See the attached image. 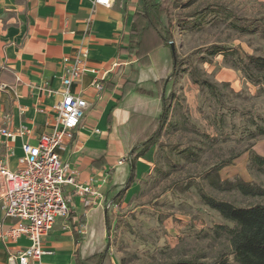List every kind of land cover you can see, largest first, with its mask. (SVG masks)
Masks as SVG:
<instances>
[{"label":"crops","instance_id":"crops-1","mask_svg":"<svg viewBox=\"0 0 264 264\" xmlns=\"http://www.w3.org/2000/svg\"><path fill=\"white\" fill-rule=\"evenodd\" d=\"M137 5L138 0H113L109 7L96 0H0V82L5 86L0 89V129L17 132L26 126L30 130L13 143V154L0 136V162L16 170L22 146H35L42 135L55 131L57 114L51 108L62 98L64 59L87 51V64L105 74L104 89L96 88V75L90 73L72 84L71 92L84 98L88 108L74 141L61 155L79 170V184L97 177L104 205L122 202L125 194L120 202L114 199L132 173L127 159L118 163L128 158L133 147L137 130L133 131L131 118L137 115L139 123L143 117L161 114L163 103L154 84L168 66L162 59L139 68L120 53L127 45ZM135 87L147 92L133 90ZM257 148L264 149V142L254 146ZM3 193L0 178V200ZM63 193L69 215L62 217L61 224H56L62 219L58 218L44 239L50 254L43 257V264H77L78 256L88 257L108 245L111 249L108 207L85 206L84 196L71 185L64 186ZM13 224L5 219V228ZM28 246L26 238L16 242L0 239V264H10V255Z\"/></svg>","mask_w":264,"mask_h":264},{"label":"rangeland","instance_id":"rangeland-1","mask_svg":"<svg viewBox=\"0 0 264 264\" xmlns=\"http://www.w3.org/2000/svg\"><path fill=\"white\" fill-rule=\"evenodd\" d=\"M223 11L258 18L264 16V0H182L174 13L175 49L184 64L174 74L169 56L161 52V60L168 63L162 78L172 83L167 93L168 120L158 142L137 162L122 202L102 206L110 211L112 229L107 237L114 264L210 262L231 250L227 229L233 224L202 202L199 185L209 195L238 206L264 204V197L220 192L203 178L211 167L232 158L221 171L223 180L257 178L264 183V176L248 169L251 145L264 142L250 136L254 131L250 118L264 116V92L234 67L233 57L212 56L205 50L221 45L264 57V37L239 32L222 19ZM187 22L195 24L194 30L188 29ZM191 66L214 90L193 81ZM254 146L256 153H264Z\"/></svg>","mask_w":264,"mask_h":264},{"label":"trees","instance_id":"trees-1","mask_svg":"<svg viewBox=\"0 0 264 264\" xmlns=\"http://www.w3.org/2000/svg\"><path fill=\"white\" fill-rule=\"evenodd\" d=\"M182 6V0H138L136 11L132 16L127 45L120 48V53L129 59H135L139 68L151 67L159 63L161 52L169 56L173 73L184 64L175 49V11ZM222 19H228L232 26L239 32L246 34H259L264 37V16L256 18H239L223 11ZM185 25V24H183ZM189 30H194L195 24L188 23ZM208 54L215 56L225 54L234 58V67L241 71L244 78L264 92V57L241 54L239 51L221 45H210L205 49ZM196 54L193 53L194 57ZM173 75V74H172ZM191 76L195 83L213 88L214 85L202 78L199 70L191 66ZM169 78H161L155 82L159 97L162 99L163 109L156 118L143 117L137 123L138 116L133 115L131 122L134 124L133 147L128 154L127 162L131 165V176L116 195L114 201L120 202L126 190L133 183L137 162L157 142L169 114ZM105 83V82H104ZM108 89H111L107 85ZM133 90L147 92L135 87ZM251 123L254 131L250 132L252 139L264 138V116H252ZM136 122V123H135ZM251 145L248 169L253 175L264 176V156L253 150ZM232 158L224 160L211 167L203 178L220 192H239L246 197H264V183L254 179L244 181L239 177L223 180L221 171L229 166ZM97 165V163H96ZM99 166V165H97ZM112 174V173H111ZM199 194L202 202L209 208L217 211L221 216L232 222L228 228L231 250L222 252L215 260L202 262L198 260H179L172 264H264V204L238 206L232 202L217 199L209 195L201 185ZM115 189V187H113ZM108 231L111 230L110 219L107 216ZM110 245L101 252H95L88 257L77 258V264H112L109 254Z\"/></svg>","mask_w":264,"mask_h":264},{"label":"built area","instance_id":"built-area-1","mask_svg":"<svg viewBox=\"0 0 264 264\" xmlns=\"http://www.w3.org/2000/svg\"><path fill=\"white\" fill-rule=\"evenodd\" d=\"M112 1L96 0V3L109 7ZM87 57V51H82L74 59H64L60 92L62 98L51 108L57 114L55 131L42 135L35 146L24 144L23 156L19 159L16 170H10L7 164L0 162V178L4 184L0 200V239L16 242L26 238L29 241L26 249L10 255V264H43V257L50 254L44 239L58 218L69 215L64 186H74L84 196L85 206H104V195L97 177L93 176L84 184H79V170L61 155L74 141L76 130L88 108V102L84 98L71 92L72 84L90 73L96 75V88L99 91L104 89L102 81L105 74L101 75L98 69L90 67L86 62ZM4 87L0 82V89ZM29 133L26 126L17 132L7 128L0 129V136L4 138L12 154V145L18 136ZM126 159L127 157L122 158L119 165L124 164ZM5 219L13 220L14 224L5 228Z\"/></svg>","mask_w":264,"mask_h":264}]
</instances>
